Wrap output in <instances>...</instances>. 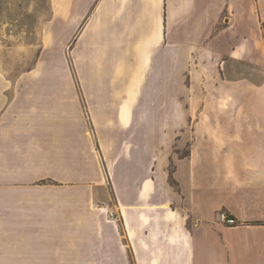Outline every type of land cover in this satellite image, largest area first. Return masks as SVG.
<instances>
[{
	"label": "crops",
	"instance_id": "0c3cea01",
	"mask_svg": "<svg viewBox=\"0 0 264 264\" xmlns=\"http://www.w3.org/2000/svg\"><path fill=\"white\" fill-rule=\"evenodd\" d=\"M57 8L90 74L123 81L0 76V264H264V0Z\"/></svg>",
	"mask_w": 264,
	"mask_h": 264
},
{
	"label": "rangeland",
	"instance_id": "374dc122",
	"mask_svg": "<svg viewBox=\"0 0 264 264\" xmlns=\"http://www.w3.org/2000/svg\"><path fill=\"white\" fill-rule=\"evenodd\" d=\"M57 7L58 0H0V76L2 81L58 83L65 86L70 84L88 86L96 81L107 82L108 79L112 82H122V75H117L116 79L112 75L90 74V59L85 57L86 53L83 52V25H73L74 21L68 20V17H65L67 12L64 11L62 18H66V21L60 23ZM251 52L257 56L260 69L259 81H261L264 79V25L258 28L257 43L252 44ZM123 67L124 65L121 66ZM161 83H163L162 90H157L155 93L156 98L161 94L162 113L165 116L169 113V107L166 105L169 100V90L164 89V83H166L164 77ZM153 93V91H146L145 97L153 98ZM162 130V147L163 149L166 147L162 154L169 157L170 146L167 141L169 123L165 120L162 122ZM181 151L180 155H184L187 153V148ZM169 168L172 170V166ZM22 173L2 171L1 177H19ZM31 173L33 177L38 178L47 172L36 168Z\"/></svg>",
	"mask_w": 264,
	"mask_h": 264
},
{
	"label": "built area",
	"instance_id": "2783aa9c",
	"mask_svg": "<svg viewBox=\"0 0 264 264\" xmlns=\"http://www.w3.org/2000/svg\"><path fill=\"white\" fill-rule=\"evenodd\" d=\"M111 217H117V213L111 211L110 212ZM220 221L226 223V224H235L236 223V219L230 215H228L227 213H221L220 214Z\"/></svg>",
	"mask_w": 264,
	"mask_h": 264
}]
</instances>
